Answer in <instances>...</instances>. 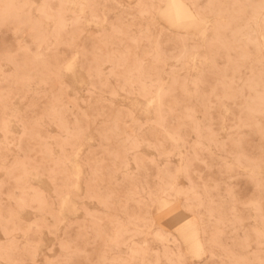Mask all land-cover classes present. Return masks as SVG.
Returning <instances> with one entry per match:
<instances>
[{"label": "rangeland", "instance_id": "rangeland-1", "mask_svg": "<svg viewBox=\"0 0 264 264\" xmlns=\"http://www.w3.org/2000/svg\"><path fill=\"white\" fill-rule=\"evenodd\" d=\"M166 1L0 0V264H264V0Z\"/></svg>", "mask_w": 264, "mask_h": 264}, {"label": "bare ground", "instance_id": "bare-ground-1", "mask_svg": "<svg viewBox=\"0 0 264 264\" xmlns=\"http://www.w3.org/2000/svg\"><path fill=\"white\" fill-rule=\"evenodd\" d=\"M161 14H163V16L166 18V20H168L175 27L176 26H183L184 27L185 25H193V24H195V26H196V25L200 24V23L196 22V19L194 18L192 12L180 0H167L164 8L162 9V13H160L159 15H161ZM202 25H201V27H202ZM193 27H194V25H193ZM193 27H192V29H193ZM184 28L187 29L188 27L186 28V26H185ZM171 216H172L171 218L174 219L175 221L178 220L177 218L179 217V215L177 213L173 212ZM177 232L181 236V239L185 245L186 251L192 255H198L200 252V250L198 248V241L195 239L194 234L190 231L188 226L183 225L181 227H178Z\"/></svg>", "mask_w": 264, "mask_h": 264}]
</instances>
